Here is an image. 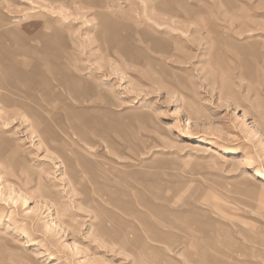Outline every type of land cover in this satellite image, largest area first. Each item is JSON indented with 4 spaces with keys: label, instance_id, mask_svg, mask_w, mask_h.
<instances>
[{
    "label": "rangeland",
    "instance_id": "1",
    "mask_svg": "<svg viewBox=\"0 0 264 264\" xmlns=\"http://www.w3.org/2000/svg\"><path fill=\"white\" fill-rule=\"evenodd\" d=\"M0 264H264V0H0Z\"/></svg>",
    "mask_w": 264,
    "mask_h": 264
},
{
    "label": "bare ground",
    "instance_id": "2",
    "mask_svg": "<svg viewBox=\"0 0 264 264\" xmlns=\"http://www.w3.org/2000/svg\"><path fill=\"white\" fill-rule=\"evenodd\" d=\"M255 177H253L252 175H248L247 177L244 178V180L248 183L251 184L253 182Z\"/></svg>",
    "mask_w": 264,
    "mask_h": 264
}]
</instances>
